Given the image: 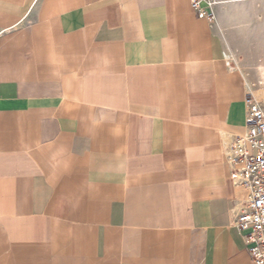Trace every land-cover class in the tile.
<instances>
[{
	"label": "crops",
	"instance_id": "0c3cea01",
	"mask_svg": "<svg viewBox=\"0 0 264 264\" xmlns=\"http://www.w3.org/2000/svg\"><path fill=\"white\" fill-rule=\"evenodd\" d=\"M249 84L188 0H0V264H253Z\"/></svg>",
	"mask_w": 264,
	"mask_h": 264
},
{
	"label": "built area",
	"instance_id": "2783aa9c",
	"mask_svg": "<svg viewBox=\"0 0 264 264\" xmlns=\"http://www.w3.org/2000/svg\"><path fill=\"white\" fill-rule=\"evenodd\" d=\"M226 0H188L199 18L213 22ZM243 105L244 133L234 136L226 149L225 161L232 186L245 192L230 210L231 227L243 239L253 264H264V94L249 84Z\"/></svg>",
	"mask_w": 264,
	"mask_h": 264
},
{
	"label": "rangeland",
	"instance_id": "374dc122",
	"mask_svg": "<svg viewBox=\"0 0 264 264\" xmlns=\"http://www.w3.org/2000/svg\"><path fill=\"white\" fill-rule=\"evenodd\" d=\"M212 25L223 54L229 56L227 63L252 84H261L259 68H264V0L223 5Z\"/></svg>",
	"mask_w": 264,
	"mask_h": 264
},
{
	"label": "bare ground",
	"instance_id": "6f19581e",
	"mask_svg": "<svg viewBox=\"0 0 264 264\" xmlns=\"http://www.w3.org/2000/svg\"><path fill=\"white\" fill-rule=\"evenodd\" d=\"M245 1H248V0H226L224 5H226L228 3H238V2H245ZM224 58H225L226 62L229 61V56L227 54L224 55ZM259 78L261 80V84L257 83V85L260 86V92L264 94V68H262V67L259 68Z\"/></svg>",
	"mask_w": 264,
	"mask_h": 264
}]
</instances>
